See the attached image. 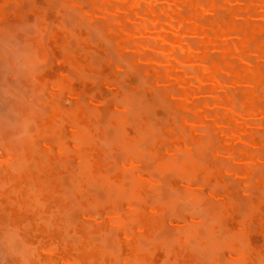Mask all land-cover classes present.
Segmentation results:
<instances>
[{
  "label": "bare ground",
  "instance_id": "obj_1",
  "mask_svg": "<svg viewBox=\"0 0 264 264\" xmlns=\"http://www.w3.org/2000/svg\"><path fill=\"white\" fill-rule=\"evenodd\" d=\"M44 1H46V0H44ZM59 1L63 2V4H61V9L65 8V10L66 9L69 10V12L71 13L70 15L73 16V18L75 19V21L77 23H76V27L74 25L75 29H74V31L72 29V31H73L72 32V31L66 30L62 24V21L59 20L58 18H57V20L54 21L53 25L51 22H49V24L52 25V27L49 31L50 32L49 33L50 40L52 42V45L58 47L61 50V53H59L56 56V60L58 62L61 60L62 61L65 60L67 62L72 63L77 68H79V69L81 68V70L82 69L83 70L84 69H90L93 67L91 55H92V53H94V54L96 53V56L103 58L102 62L100 63L99 69L101 71L107 73L110 77H112L109 80H106V84L108 85V87L110 89L120 93L122 84L120 83L119 78L122 77L131 87L130 91L133 92V94H131V95H125V97H123L124 98L123 101L121 100V102H119V103H116V101H115L116 104L113 105V106H118L119 110L115 111L117 115H113V114H115L114 110H113L111 122L119 129V134H120V137L123 141L122 145H123V147L125 146L124 147L125 149H126V147L129 149V150L128 149L127 150H128V152H130V155L128 154L129 156L127 158V162L122 164L123 167H121V166L119 167L123 171H119V172L110 174L107 172V170L111 169V167L110 168L108 167L107 169L104 170L103 168H100L97 164L96 156L93 153L95 151L92 150L93 148H95V146L93 148L91 147V145H90L91 141L89 138V134L93 133V131H94L93 124H94L95 120L93 119L94 117L89 119L88 116L85 114V110H84L85 107L83 108L81 106V103H77V101L79 102L78 99L80 98L79 90L71 87L70 81L67 79V77H66V81H65V80H63L64 77L60 76L59 80H55L54 83L50 84L51 90L54 93L58 94L59 91L60 92L65 91L68 96H72V97L76 98L77 105L73 103V106H74V107L72 106L73 109H70L69 110L70 112H68V111L67 112L71 113V114H68V117H69V115H72V117L75 118V121H73V119H72V121L75 122V124L70 121L71 125H73V131H72L73 135H71L70 138L75 139V141L73 139L74 142L72 144V148H73L72 151H73V153L75 151V156H76V159L78 161V164L80 163L79 164L80 165V171L85 173V176L87 177V179L93 177V179L91 178L92 182H89V183H93V181L95 182V180H96L97 182L102 183L103 186L105 185L106 190L110 189L111 193L112 192H118V191H126L127 189L124 188L125 187L124 179H126V178L129 180V183H130L128 194L130 196L133 195L134 197H132V198L142 197L143 194L150 189L153 190L154 192H160V189L162 186L161 181L159 182L158 179L151 176L152 174H155L154 172L153 173L150 172V173H152L150 175L147 170H144L142 173H139V171H136V169H134L135 165H139L138 163L142 162L141 160L139 161V159H138V157H139L138 153H140L139 149L141 148L140 146H143L144 144H145V146L146 145L149 146V144H146V143L142 144L144 141L147 142L146 139H149V141L151 142L150 146H149V151H150L149 157H151L154 160V163L156 165V169L158 168L160 173H165V172H169V171H171V173L173 172L174 176H175L176 180L179 182V184H191L188 181L191 177L193 178V176L198 175L197 177L199 179H201L199 177V175H201L202 179H203V180L201 179L202 183L201 184L199 183L197 185L200 186L202 189L205 187L204 185H206L209 181H213V182L215 181L216 186H217V184L221 185L222 188L221 189L219 188L218 191L216 190L217 192H215V190H213V189H209V188L206 189V195H210L213 197L217 196L218 199L220 200L219 201L217 199L220 203L218 201L216 203V206H219V207H216V209L218 211V215H217V217L214 215L215 219H217V221H218V216H220V215H225V216L231 217L232 227H233L232 229L234 231H232V230H230V231L225 230V231H228L230 233L232 231L233 233H231V234L234 235L236 237V239L241 238L240 240L247 241L246 245L243 243L244 241L243 242L241 241L242 242L241 244H244L245 246L248 245L247 248H243V245L240 246V243H239L240 241L235 240V241H238L239 246H236V248L231 247L232 244H230L228 242V239L223 238V239H225V241L227 240V242H228L227 245H230V247H231L230 249L232 250L231 252H234L233 253L234 256H237L236 257L237 260L234 259L237 262L235 263L234 261H230V263L232 262L231 264H256L258 262V260H257V262H255L254 257L256 256V253L258 251V246L256 243L253 242V240L250 239L249 231H250V223L251 222L255 223L254 226H255V228L257 227L256 228L257 232L264 239V200L260 199V197L257 196L258 194H256L257 190L259 191V190L264 189V128H263L264 125H262L263 121L259 120L257 117V114H258V111L260 110V108L261 107L264 108V0H59ZM7 2H9V1H7ZM47 2L49 3V1H47ZM36 5L37 4H35V6L30 5V7H32L30 9V11L32 12L34 20L36 21V24L38 26V27H36L37 30L41 31L42 29H44L48 25V22H47L48 20H46V17H45V13L48 11L43 12V10H44L43 7H42L43 10L40 11L41 9L38 10V8H36ZM28 6H27V8L29 9L30 7H28ZM39 6H41V5H39ZM14 7H12V8H14ZM17 7L20 8L19 6H17ZM2 8L4 9V6ZM6 8H9V7L7 6ZM46 9L47 8L45 7V10ZM54 9H52V10H54ZM15 10H17V9H15ZM30 11H25V13H23V15L29 13ZM238 13H240V14L243 13L244 15H239L238 17H236V15ZM111 15L113 16V18H111L112 17ZM9 16H10V14H9ZM10 18H13V16ZM25 18H27V16H25ZM25 18H24V20H26ZM62 18H64V17H62ZM2 19L5 20V18H2ZM22 20H23V18H22ZM2 22L3 21H1V23ZM23 22L25 24V21H23ZM5 23H9V22L6 21V22H4V24ZM9 24H5V25L0 24V34L2 32L6 33L7 28L9 29V27L14 26V24L13 25L10 24V26L7 27ZM24 24H21V25H24ZM36 24H34V25H36ZM14 27L16 29H19V28H17L16 25ZM47 28H49V27H47ZM45 30H47V29H45ZM91 30H93L95 35L97 34L96 35L97 39L95 41L91 38V34H92L90 32ZM20 31H22V30H20ZM143 32H146V33H143ZM41 33H43V32H41ZM45 33H43V34H45ZM34 35H36V34H34ZM0 37H1V35H0ZM72 37L75 38L76 43H77V45H76V43L73 41L75 44V45L74 44L73 45L78 46L77 50L75 49L76 51H74V52H72V50H71V49L74 50V47L71 48V46L69 44L70 41H72ZM49 42H47V43H49ZM47 43H46V45H47ZM27 45L31 48V50L29 49V51L34 52L40 56L43 55L46 51L43 49V46H42L39 38H33L32 37V39L30 41H28ZM109 47L114 49V51L118 55V60L112 61L115 58L112 60H110L111 58L109 59V55H110L109 54L110 53ZM49 48H48V50L50 51ZM46 52L48 53V51H46ZM154 52L159 53V55L153 54ZM214 52L217 54H214ZM228 52L232 53L233 57H227L225 54ZM50 53H52V52H50ZM132 53L135 54V56L133 54V56H134L133 58L131 56ZM18 54L19 53H17V55ZM113 54H115V53H113ZM26 56H28V55H26ZM50 56H52V55L49 54V56L47 58H49ZM129 57H131V58H129ZM50 61H52V60H50ZM30 62H33V61L30 60ZM141 65H143V66L140 67ZM14 66L16 67L17 65H14ZM70 66L73 67L72 65H69V68H70ZM75 66H74V68H75ZM18 68L19 67H17L16 69H18ZM24 69L27 70V68H24ZM0 72H1V70H0ZM13 72H18V71L13 70ZM23 72L24 71L22 69V73ZM136 72H137L138 76H137ZM25 73L26 72H24V74ZM62 73L63 72H61L60 74L63 76L65 74V72L63 74ZM75 73H76V71H75ZM11 74H12V71H11ZM20 74H21V71H20ZM30 74H28V75H30ZM132 74L137 76V78L139 77V79L137 81H132L130 79ZM13 75L15 76V73H13ZM1 77H2V75H1ZM21 77H22V75L19 78H21ZM183 77L186 78L185 81H183ZM15 78H16V76H15ZM26 78H28V77H26ZM32 78H34V77H32ZM61 78H63V79H61ZM86 79H88V78H86ZM0 80H2V79H0ZM31 80L32 81L35 80L34 83L37 81L35 78L31 79ZM47 80L45 82H47ZM32 83L33 82H31V84ZM155 83H157V84H155ZM42 86H43V84H42ZM43 87H42V89H40L41 91L43 90ZM218 87L223 88V89L217 90L216 88H218ZM226 87H229V88H226ZM33 88H34V86H33ZM33 88L31 89L32 92H33ZM172 89H174V91ZM176 89H178L179 91L181 90V91L175 92ZM26 90H27V88H26ZM161 90L163 92L165 90L166 91L163 93V92H161ZM207 91L209 92L208 94L211 95L213 98V99H211L212 102H207V101L201 102L202 98L205 96L200 98L199 101L201 103L199 101H198L199 102L198 103V102L190 99V96L192 94H194L195 92L204 95V93H206ZM47 92H48V90H47ZM2 93H3V91H2ZM54 93L52 95H50V97H51L50 99H53L52 96L54 95ZM95 93H97V92H95ZM154 93L160 94V97H162L165 100L168 99L169 103L174 101L175 105H174V102H173V106H172V104H170V106H172L171 107V109H172L171 115H174V113H177V116H175L177 119V122L175 121L174 117L172 119L170 116H168L171 119H169V120L167 119L168 121L162 125V130L160 127L161 125L159 124L160 122H158L159 127L156 126L157 129L159 128V130H161L160 132L163 131V133L159 136L154 134L155 124L153 126L147 117H141L140 115H138V113H137L138 111L135 108V105L137 103L142 102L143 100H146V99L150 100L151 96ZM176 93L177 94L179 93V94L177 95ZM83 94H85V93L83 92ZM83 94H81L82 95L81 97H83ZM14 96H12V97H14ZM35 96H32V97H35ZM93 96L91 95V97L89 96L90 98L88 97L89 98L88 102L90 105L93 106L92 108H94V112H96L95 110H97V106L99 109H100V107L104 106V99L99 98V97L93 98ZM97 96H99V95H97ZM24 97H21V98H24ZM30 97H31V95H30ZM175 97H176V99H174ZM169 98H172L173 100L169 99ZM4 100H7V99H4ZM27 101H28V105H32V103L31 104L29 103V100H27ZM203 101H205V100H203ZM37 103H41V102H37ZM43 103H45V102H43ZM4 105H6V104H4ZM9 107H10V104H9ZM36 108H38V106H36ZM11 109H13L12 105H11ZM59 109H61V108H58V106L54 107V110L52 109L53 110L52 111L53 117L60 116L61 112L59 111ZM41 110H42V107H41ZM46 110H48V108ZM226 110H231V112L236 117L243 118V119L247 120V122L249 124L248 128H246L245 125L233 124L231 121V118L225 117V111ZM87 111H88V108H87ZM117 111H122V114L119 112L117 113ZM38 112L39 113L41 112L40 114L43 113L40 110ZM63 113H64V111H63ZM93 114H95V113H93ZM6 115H7V113H6ZM13 115H15V114H13ZM16 115H18V113ZM43 115L44 114H42V117H43ZM46 115H49V114L46 113ZM46 115H44V116H46ZM143 115H145V114H143ZM250 119H252L251 120L252 122L254 119H255V121L257 120L256 122H254V124L255 123L256 124L255 125L252 124V122L249 121ZM61 120H62V118H61ZM10 121L11 120H9L8 123ZM62 121H64V120H62ZM154 121H155V119H154ZM54 123L56 124V122H54ZM60 123H61V121H60ZM11 124H10V126L14 125V123L12 125ZM198 124H202V125H198ZM17 125H19V123H17ZM17 125H14V127ZM194 125H198L200 127L204 126L205 130L204 131L202 130V133L200 131L197 135H193L192 134L193 133L192 127ZM63 126H64V124H63ZM23 127L24 126H22V129H23ZM43 127H46V126H43ZM52 127L53 126H51V128L50 127L49 128L53 129ZM58 127H59V125H58ZM156 127H155V130H156ZM215 127H225L228 129V133L226 134L228 141H223L220 137L219 138L217 137V135L213 132ZM31 128H33V125H32V127H30V129ZM49 128H47V129H49ZM58 129H59V133H62V131L60 132L61 129L60 128H58ZM50 131H52V130H50ZM56 131L57 130H55V133H56ZM23 132H26V130ZM160 132H159V134H160ZM25 135H27V134H25ZM55 135H58V134H55ZM30 136H28V137H30ZM90 137L92 138V136H90ZM120 137H119V139H120ZM25 138H27V137H25ZM60 138H62V137H60ZM93 138L95 139L96 137H93ZM12 139H14V138L12 137ZM15 139H18V138H15ZM19 139H20V137H19ZM29 140L31 141L30 138H29ZM61 140L62 139H60V141ZM62 142L64 144V141H62ZM98 142H100V140H98ZM91 143H94V142H91ZM111 143L113 144V142H111ZM111 143H110V145H112ZM118 143H116V145ZM2 144H4V141ZM57 144L58 143L56 142V146H57ZM163 144H170L174 147L173 156H172V154H163V153L159 152V148ZM237 144H246L249 146L256 147L258 150L256 153L239 154V152L236 150ZM33 146H34V144H33ZM64 148H65L64 145L61 146L60 151L62 150V152H65ZM36 149H35V151H36ZM121 149H123V148H121ZM50 151H51V149H50ZM50 151L48 152L49 154L51 153ZM104 151H106V150H103V152ZM147 151H148V148H147ZM147 151H145V152H147ZM5 152H10V151L7 149V151H5ZM38 153L39 152H37V154ZM110 153H112V152L110 151ZM118 153H119V151H118ZM41 154H43V153H41ZM41 154H38V155H40V157H41L42 156ZM44 154H45V151H44ZM142 155H143V152H142ZM44 157H46L44 159V161H45L47 159V156L45 155ZM112 157L113 156H111V158ZM227 157L229 159L231 158L233 161L235 160L236 162L237 161L238 162L242 161V163L246 162L247 165L244 167L237 166L236 165L237 163L235 162L234 163L235 166L233 165L230 168V166H227L228 164L226 163V161L228 159L225 160V158H227ZM17 158H18V155H17ZM22 158H23V160H20L19 162H21V161L24 162V160L26 159V158L24 159V157H22ZM145 158H146V156H145ZM20 159H21V156H20ZM122 159H124V157ZM6 160L9 161V163H11L14 161V157H11L10 154H7ZM58 160L59 159H57L55 161L56 164H57ZM67 160H65V161L68 162ZM151 160H150V162H151ZM65 161H63V163ZM23 162H21V164ZM26 162H29V161H26ZM34 162H36L35 159H34ZM117 163H118V161H117ZM224 163H226V164H224ZM13 164H15V163L13 162ZM47 164H48V162H47ZM152 164L153 163H151V165ZM9 165H11V164H9ZM30 165L32 166L33 164H30ZM40 165H45V164H40ZM69 165H73V164H69ZM23 166H25V165H23ZM27 166H28V164H27ZM27 166H25V167H27ZM19 167H21V166H19ZM36 167H38V166L36 165ZM115 167H117V166H115ZM232 167L234 169H232ZM64 168H65V166H64ZM119 168L116 169V171L119 170ZM228 168H230V169H228ZM1 170H3V168L2 169L0 168V171ZM10 170H12V169H10ZM128 170H129L130 174H129ZM3 171H4V173L6 172L5 170H3ZM22 171L23 170H20L21 173H22ZM30 171H28V172H30ZM39 171H37V173ZM56 171H58V170H56ZM80 171H78L79 176H80ZM17 172H19V170ZM51 172H52V170H51ZM113 172H114V170H113ZM1 173H3V172H1ZM11 174H12V171H11ZM52 174L54 175V173H52ZM13 175H14V172H13ZM75 175H77V171H76ZM228 175L229 176L231 175L232 177H234V179H236V178H238L239 180L241 179L239 185H237L238 187L237 188L235 187L234 190L237 192V194L239 193L241 195V197H243V198L246 197L245 200L247 201V210H248L246 213L243 212L245 210H243V211L241 210V207L238 203L241 198L239 199V201H235V199L233 198L234 194H232V192H231V188H233V187H231L229 185L228 187H231L229 189L225 185L226 183L224 184L225 178H227ZM19 178H20V176H19ZM28 178H27V180H28ZM63 178H65V176H63ZM75 178H76V176H75ZM14 179H16V178H14ZM64 180H66V179H64ZM157 180H158V182H156ZM231 180H232V178H231ZM31 182H33V181L31 180L30 183L29 182L28 183L31 184ZM71 182H73V181H71ZM226 182H227V180H226ZM62 183H64V182L62 181ZM85 183L86 184L88 183V182H86V179H85ZM157 183H160V184L158 185ZM210 183H212V182H210ZM64 184H66V183H64ZM31 185L32 186H29V188L33 187V184H31ZM99 185L96 184V186H98V187H99ZM113 185L116 186V189H114V188L112 189ZM22 186H23V184H22ZM44 186H46V185H44ZM243 186L246 187L245 192L243 191ZM4 187H3V183H2L1 189ZM40 187L36 188L39 190V193H41ZM41 188H43V187H41ZM80 188H81V190L83 189L82 186L79 187V190H80ZM87 188H88V185H87ZM10 189L12 190L13 188H10ZM10 189H9V191H10ZM36 189L33 187L31 189V193ZM92 189L93 188H91V190ZM217 189H218V187H217ZM18 190H20V189H18ZM48 190H49V188H48ZM48 190L46 188V191H48ZM71 190H73V189L71 188ZM74 190H76V188ZM13 192H14V189H13ZM77 192H78V189H77ZM182 192H184V191H182ZM249 192H251V194H249ZM35 193L36 192H33L32 194H35ZM80 193H82V192H80ZM100 193H102V192L100 191ZM10 194H14V193L11 192ZM10 194H9V196H10ZM52 194L54 195L53 192H52ZM61 194L58 193L57 195H61ZM67 194H68V191H67ZM190 194H192L191 195L192 197L191 196H186V197L187 198L188 197L193 198L194 201H196V203H197V201H199L198 199L200 198V196L199 195L196 196V194L193 196V194H194L193 192ZM27 195H29V194H27ZM27 195H26V197H27ZM57 195H55V196H57ZM62 195L61 196L64 197V194H62ZM122 195L123 194H121V198H122ZM65 196H66V193H65ZM35 197L37 200L39 199L38 196L35 195ZM35 197H34V199H35ZM68 197L69 196H66L64 198H66V200H67ZM0 198H1V196H0ZM105 199H107V198H105ZM131 200H130V202L127 200L128 204L132 203ZM135 200L138 201V199H135ZM112 201H114V200L111 199V203H112ZM124 201H126V200L124 199ZM144 201H146V200H144ZM200 201H202V200H200ZM10 202H13V200ZM40 202H42V201H40ZM70 202H72V201H70ZM97 202L98 201L96 200V205H97ZM36 203H38V201L37 202L35 201V205H36ZM78 203H79V201H78ZM102 203H100V208H101V206L103 207V205H101ZM105 203H107V201L104 202V204ZM108 203H109V201H108ZM10 204L12 205V203H10ZM43 204H38V205H40L39 207L41 209H42L41 206H43V208L45 206ZM79 204H78V206H80ZM143 204H145V203H143ZM217 204H219V205H217ZM129 205H132V204H129ZM201 205L200 206H201V210H202V207L204 209L203 203H201ZM2 206L0 203V207H2ZM28 206H30V204ZM72 206H74V205H72ZM78 206H75V207L78 209H81ZM87 206H89V204ZM18 207L21 208L20 205ZM244 207H246V206H244ZM33 208H35V206ZM138 208L139 207L137 204V208L132 207V206L129 207V212H126L127 210H125V212L122 210L124 213H121L117 208H109V209H104V210L100 211V213L103 215L107 214V213H111L114 216L113 219L115 221V225L119 226V228L116 227V230L113 232V235L119 236L117 238V240H120L119 246H120V250H122V252H123L122 258H125V259H126V257L127 258L130 257L131 259L133 258L132 263L131 262L127 263L124 261L123 264H150L148 262V260H146V258H145L146 253L144 252V249L141 247L140 243L137 240H141V239H139V238H141V236L149 237V239L150 238L153 239L154 235H153V233H151L152 230H151V227L148 225V223L142 221L141 218H138L140 213H141V211ZM144 208L148 212L153 213V215L155 214V216H157L156 214H159V212L161 211V204L154 203L153 205L150 204V206L149 205L144 206ZM195 208L199 209L200 207L199 208L195 207ZM56 209H57L56 210V212H57L58 208H56ZM78 209H77V211H78ZM82 209H85V208L83 207ZM214 209L215 208H213V211H214ZM70 211H72V210H70ZM70 211L67 215L62 213L64 215V217L67 216L66 217L67 220H68L69 214H70V217H72L71 214L73 212H75L76 210L75 211L73 210L72 213H70ZM86 211H88V209ZM209 211H210V209H209ZM240 211H242V213H244V214L239 215L238 213ZM51 213H52V210H51ZM59 213L60 212H58V215H59ZM7 214L9 215V213L6 212L5 216H4L5 218H6V216H8ZM43 214L44 213L42 212V215ZM202 214H203V211H202ZM47 215H48V218H50L49 214H46V216ZM159 215H161V214H159ZM164 215H165L164 217L166 218V213ZM212 216L210 215V216H208V218L209 217L212 218ZM133 217H135V219H134V220H136L135 222H134V220L131 221L133 219ZM229 217H227V219ZM38 218L40 221L45 219L44 217H43V219H40L41 216ZM48 218H46V220ZM8 219H9V217H8ZM205 219H207V218H205ZM7 220H6V222L9 221V220L8 221ZM46 220H44V221L46 222ZM70 220H71V218H70ZM70 220H68V221H70ZM75 220H77V219L75 218ZM78 220H80V218ZM191 220L195 221V219H191ZM129 221L131 223L134 222L132 228L134 229L135 233H133L131 228L128 227ZM162 221H165V220L163 219ZM28 222H29V220H28ZM65 222H66V220H65ZM77 222L76 221H75V223L72 222V225L73 224L75 225ZM98 222L100 223L99 225L104 230V232H106L107 234L111 233V235H112L111 225L103 222V220L101 222L100 221H98ZM195 222L199 223L201 221L196 220ZM205 222H210V221H205ZM27 223H25V224H27ZM36 223L39 224L37 221H36ZM49 223H50V221H49ZM67 223H70V222H67ZM161 223H164V222H161ZM28 224L30 225V223H28ZM207 224L209 225V223H207ZM212 224H213V222H212ZM46 225L48 226L49 224L47 223ZM50 225H52V224L50 223ZM224 225H225V223H224ZM8 226H7V228H8ZM27 226H26V228H27ZM65 226L67 227V225H65ZM65 226L63 229L64 232L67 230V228ZM0 227H3V226H0ZM10 227L11 226H9V228ZM22 227H24V226H22ZM52 227H53V225H52ZM227 227L230 228L229 226H227ZM69 228H70V225H69ZM112 228H113V225H112ZM193 228H195V227H193ZM193 228L189 229L190 231L186 230L184 232L177 233V236L182 241L187 243V245L185 244V246H188L189 248H191V246H189V245L192 242L189 239L190 236L196 235V237H197V230L193 229ZM209 228L211 230V229H214L215 226L212 225L211 227L209 226ZM209 228H207L208 231H210ZM15 229L16 228H13V231H15ZM88 229H89V227H88ZM114 229H115V227L113 228V230ZM17 230H19V228ZM5 232H7V230ZM101 232H103V231H101ZM219 233H220V231H219ZM4 234H6V233H3V236H4ZM67 234H68V232H67ZM67 234L65 233L66 236H67ZM74 234L75 233H73V235ZM155 234H157V233H155ZM69 235L71 237L72 234H69ZM69 235H68V238H70ZM17 236H18V234H17ZM77 236H78V234H77ZM137 236H140V237H138V239H137ZM7 237H9V236H7ZM72 237H71V239H72ZM93 237H95V236H92V238ZM108 237H106V238H108ZM199 237H197V238L199 239ZM235 237H231L232 238L231 241H233V238L235 239ZM65 238L68 239L67 237H65ZM99 238L100 237H98L97 240H99ZM106 238H105V240H106ZM179 238L177 239V242H176V243H178V245H179V242H178ZM2 239L5 240L4 237H2ZM8 239H10V238H8ZM8 239L6 241L7 245H8ZM17 239L21 240V238H17ZM93 239H91V240H93ZM162 239L164 240L165 238L162 237ZM168 239L169 238H167L166 242H164L165 244L167 243ZM214 239H215V236H214ZM203 240H204V238H203ZM21 241H23V240H21ZM95 241L93 243H95ZM160 241L161 240H159L158 242H160ZM170 241L171 242L176 241V238L171 240V237H170ZM187 241L189 242V244ZM200 241H201V239L199 240V242ZM153 242L154 241L152 240V243ZM155 242H156V239H155ZM217 242H218V239H217ZM217 242H215V243H217ZM14 243H16V242H14ZM194 243H192V244H194ZM212 243L213 242H211L208 246L206 244H203V245L204 246L206 245V247H209L212 245ZM215 243H214V245L217 247V244H215ZM263 243H262V245H263ZM24 244H25V246H27L26 243H24ZM198 244L197 245L195 244L192 247L197 248L198 246H200ZM21 245H23V244L21 243ZM38 245H40L39 242H38ZM88 245L90 246V244H88ZM144 245H146V244L144 243ZM150 245H152V244H150ZM162 245H163V243H162ZM171 245H173V243ZM146 246H148V245H146ZM164 246L165 245H163V247ZM215 246H214V248H216ZM222 246H225V245H222ZM8 247L10 248L9 245H8ZM178 247L181 248V246H178ZM105 248H106V246H105ZM219 248H221V247H219ZM32 249H34V246ZM56 249H57V247H56ZM165 249L168 250V247L166 246ZM226 249H227V247H226ZM228 249H229V247H228ZM51 250H52V247H51ZM87 250H89V249H87ZM103 250H104V253L107 252L105 249H103ZM15 251H17V250H15ZM194 251H197V250L195 249ZM227 251L229 252V250H227ZM13 252H14V250H13ZM13 252L11 251V253H13ZM78 252H80V251H78ZM152 252H155V249ZM185 252H187V251H185ZM100 253H102V252H100ZM104 253L102 254L103 256H104ZM197 253H195L196 259H199L197 257L198 256ZM215 253H216V251H215ZM22 254H23V251H22ZM22 254L21 255L19 254V255L23 256ZM149 254H150V252L148 253V255ZM151 254H154V253H151ZM170 254L171 253L169 252V255ZM11 255H14V253ZM17 255H15V256H17ZM212 255H214V254H212ZM263 255H262V257L264 259ZM5 256H6V253H5L4 257ZM103 256H101V258ZM110 256H111V254H110ZM118 256H119V254H118ZM106 257H107V264H112V261L109 260L108 256H106ZM259 257H260V253H259ZM259 257H257V258H259ZM125 259H123V260H125ZM60 260L66 261L70 264H77V261L79 262V264H83V261L81 259H79V258L74 259V258H71L69 256H65V255H62L60 257ZM164 260H162V261H164ZM39 261H38V263H40ZM174 261L177 262L176 260H174ZM23 262L24 261L22 259L21 264H24ZM89 262H90V260H89ZM1 263H2V260H1ZM25 263H27V262H25ZM45 263L49 264L48 262H45ZM170 263H171V261H170ZM216 263L220 264L219 260ZM115 264H116V262H115ZM213 264H215V263H213Z\"/></svg>",
  "mask_w": 264,
  "mask_h": 264
},
{
  "label": "rangeland",
  "instance_id": "obj_2",
  "mask_svg": "<svg viewBox=\"0 0 264 264\" xmlns=\"http://www.w3.org/2000/svg\"><path fill=\"white\" fill-rule=\"evenodd\" d=\"M7 1H9V2H7ZM47 1H49V3L51 5ZM35 4H37L36 8H38V10L41 9L40 11H42L44 9L43 12L48 11V12L45 13V17H46V20H48L47 21L48 22L47 27H49V28L45 27L41 31L37 30L36 27H38V26L36 24V21L34 20L32 12L30 11V9L32 8V7H30V5L31 6H35ZM61 4H63V2H60L59 0H46V1H44V0H28V1L27 0H23V1L22 0H16V1L15 0H11V1L10 0H0V16H1L0 20L3 21L2 23L0 21V24L5 25V24H9L10 23L12 25L14 24V26L16 25L17 28H19V29H16L12 25H11L12 27H9L10 26V24H9L8 26L6 25L7 27H9V29L7 28L6 33L2 32L0 34L1 35V37H0V70H1L0 79H2V80H0V85H1L0 86V90H1L0 91V94H1L0 95V111H1L0 112L1 113L0 114V141L2 140L0 142V168L1 169L3 168V170L6 171L5 173H4L3 170L0 171V196H1L0 203H1V206L3 205L2 207H0V226H3V227H0V264H2V263L3 264H21L22 259L24 261L23 262L24 264H44L45 262H48L49 264H70V263H68L66 261L60 260V257L62 255L69 256V257L74 258V259H78L79 258V259H81L83 261V264H99V263L100 264H107V257L106 256H108L109 260L112 261V264H115V262H116V264H123L124 261L127 262V263H129V262L132 263L133 258L132 259L130 257L129 258L126 257V259L122 258L123 257V252H122V250H120V246H119L120 240H117V238L119 236L113 235V232L116 230V227L119 228L118 225H115V221L113 219L114 216L111 213H107V214L103 215V214L100 213V211L104 210V209H109V208H117L121 213H124L125 210H127L126 212H129V207H131V206L137 208V204H138V207H139L138 209L141 211V213H140L138 218H141L142 221L148 223V225L151 227V230H152L151 233H153V235H154L153 239H151V238L149 239V237H144V236L140 235L141 238H139V239H141V240H137L140 243L141 247L144 249V252L146 253L145 254L146 255L145 258H146V260H148V262L150 264H168V263L169 264H213V263L217 264L216 262H218V260H219L220 264H225V263L226 264L227 263L231 264L232 262L230 263V261H234L236 263L237 261H235V260H237V258H236L237 256H234V254H233L234 252H231L232 250L230 248L231 247H235L236 248V246H239L238 245L239 243H240V246L243 245V248H247L248 245L245 246L247 244L246 243L247 241L240 240L241 238L240 239L239 238L236 239V237L231 234V233H233L232 231H234L232 229L233 227H232L231 217L225 216V215H220V216H218V221H217V219H215V216L217 217V215H218V211H217L216 207H219V206H216V203H217V201L219 199H218L217 196L213 197V196H210V195H206V189H208V188L209 189H213V190H215V192H217L219 190V188L220 189L222 188L221 185L217 184V186H216L215 185L216 184L215 181L214 182L213 181H209L206 185H204L205 187L202 189L200 186L197 185L199 183L200 184L202 183L203 179H202L201 175H199V177L202 180L197 177L198 175H196V176H193V178L191 177L188 180L191 184H179V182L176 180L173 172L171 173V171H169V172H165V173H160L158 168L156 169V165L154 163V160L151 157H149V155H150L149 146H150V143H151L149 141V139H146L147 142L144 141L142 143V144H144V143L149 144V146L146 145L147 146L146 147L145 144L143 146H140L141 148L139 149L140 153H138L139 154L138 155L139 156L138 159H139V161L141 160L142 162L138 163L139 165H135L134 169H136V171H139V173H142L144 170H147L150 175L154 172L155 174H152L151 176H153L154 178L158 179L159 182L161 181V185L162 186H161V189L159 188L160 192H154L153 190L150 189L147 192H145L142 197L132 198L134 196L133 195L130 196L128 194L129 193L130 183H129V180L126 178V179H124V184H125L124 188H126L127 190L126 191H118V192H112L111 193L110 189L106 190V186L105 185L103 186L102 183L97 182L95 179H94L95 182L93 181V183H89V182H92L93 177L90 176L92 179L91 178L87 179V177L85 176V173L80 171V165H79L80 163L78 164V161H77L76 156H75V151H74V153L72 151V149H73L72 148V144L75 141V139L74 138H70L71 135H73L72 134L73 133L72 132L73 131V125H71V122L75 124V122H73V121H75V118L72 117V115H69V117L71 116L69 118L68 114H71V113H68V112H70L69 111L70 109H73V107H74L73 103L76 104V105H77V103H81V106L83 108L85 107L84 108L85 114L88 116V118L91 119V118L94 117L93 118L95 120L94 124H93L94 131H93V133L89 134L90 141L94 142V143L90 142V145H91L92 148L95 146V148H93L92 150L95 151L93 153L96 156V161H97L98 166L100 168H103L104 170L107 169L108 167L109 168L111 167V169H108L109 171L107 170V172L112 174V173H116V172H119V171H123L119 167L120 166L123 167L122 164L127 162V158L130 155V152H128L129 149L127 147L125 149L124 148L125 146L123 147V145H122L123 141H122V139L120 137L119 129L111 122L112 121L111 117H112V114H113V110H114V113H115L113 115H117L115 111L119 110L118 106H113V105L116 104V103L121 102V100L123 101V99H124L123 97H125V95H131V94H133V92L130 91L131 87L129 86V84L122 77L119 78V81L122 84L120 93L116 92V91H114V90H112V89H110L108 87V85L106 84V80H109L112 77H110L107 73H105V72H103V71H101L99 69L100 63L102 62L103 58L96 56V53L95 54L92 53V55H91L92 56L91 58H92V62H93V67L90 68V69H84V70L82 69L81 70V68L79 69L75 65H73L72 63L67 62L65 60H63V61L61 60L59 62L56 60V56L59 53H61V50L58 47L52 45V42L50 40V35H49V33H50L49 31H50L54 21L57 20V18L59 20H61L63 26L68 31H72V29L74 31V29L76 27V23H77L75 21V19L73 18V16L70 15L71 13L69 12V10H67V9L65 10V8H63L64 10L61 9ZM39 5H41V6H39ZM3 6H4V9L2 8ZM5 6L6 7L8 6L9 8H6ZM17 6H19L20 8H18ZM27 6L30 7V8L28 9ZM12 7H14L17 10H15ZM42 7H43V9H42ZM45 7L48 10L47 9L45 10ZM52 9H54V10H52ZM25 11H30V12L29 13L26 12L27 14L23 15V13H25ZM11 13L12 14L14 13V14L12 15ZM9 14H10V16H9ZM239 15H244V14L243 13H241V14L238 13L236 15V17H238ZM12 16H13V18H10ZM25 16H27V18H25ZM61 16L64 17V18H62ZM2 18H5V20L7 22H9V23H5L4 24V22H6V21L4 19H2ZM22 18H23V20H22ZM24 18L26 20H24ZM111 18H113V16ZM23 21H25V24H24ZM49 22H51L52 25L49 24ZM21 24H24V25H21ZM34 24H36V25H34ZM74 25H75V27H74ZM45 29H47V30H45ZM20 30H22L23 32L20 31ZM41 32H43V33L46 32V33L43 34ZM90 32L92 33L91 34V38L95 41L97 39V36H96L97 34L95 35L93 30H91ZM143 33H146V32H143ZM34 34H36V35H34ZM32 37L33 38H39V40H40V42H41V44L43 46V49L48 51V53L50 55H52L53 57L50 56L49 58H47L49 56V54L46 51L41 56L36 54V53H34V52L29 51V49L31 50V48L27 45V43H28V41H30L32 39ZM41 40L43 42L45 41L44 42L45 44ZM73 41L76 43V40H75L74 37H72V41H70V43H69L71 48L74 47V50L71 49L72 52L76 51L77 48H78V46H74L75 44H74ZM47 42H49V43H47ZM46 43H47V45H46ZM76 45H77V43H76ZM48 48L50 49V51L48 50ZM50 52H52V53H50ZM109 52H110L109 53L110 54L109 55V59L111 58L110 60H112L114 58L115 59L112 60V61L118 60V55L116 54V52L114 51L113 48L109 47ZM112 52L115 53V54H113ZM17 53H19V54L17 55ZM133 54L134 53L131 54L132 58L135 56V54H134V56H133ZM153 54L159 55V53H157V52H154ZM214 54H217V53L214 52ZM26 55H28V56H26ZM225 55L227 57H233V54L230 53V52L226 53ZM129 58H131V57H129ZM30 60L33 61L34 63L30 62ZM50 60H52V61H50ZM13 64L17 65V66L15 67ZM69 65H72L73 67L70 66V68H71L70 69ZM74 66H75V68H74ZM142 66L143 65H141L140 67H142ZM17 67H19V68L16 69ZM24 68H27V70L24 69ZM22 69H23L24 72H26L25 74H24V72L22 73ZM13 70H15V71L17 70L18 72H13ZM11 71H12V74H11ZM20 71H21V74H20ZM60 71L63 72V73L65 72V74L62 76L60 74L61 73ZM75 71H76V73H75ZM13 73H15L16 78L13 75ZM28 74H30V75H28ZM136 74H137V72H136ZM1 75H2V77H1ZM19 75L20 76L22 75V77H21L22 79L19 78L20 77ZM60 76L64 77V79L63 78H61V79L65 80V81H66V77H67V79L70 81L71 87L79 90V96H80V98L78 99L79 102L77 101V103H76V98H74L72 96H68L65 91H63V92L61 91L62 93L59 91V93L56 94V93H54L51 90L50 84L54 83L55 80H59ZM137 76H138V74H137ZM137 76L132 74L130 79L132 81H137L139 79V77L137 78ZM26 77H28V78H26ZM32 77H34L37 80L35 83H34L35 80L34 81L31 80V79H34ZM86 78H88V79H86ZM46 80H47V82H45ZM185 80H186V78L183 77V81H185ZM31 82H33L34 84L33 83L31 84ZM42 84H43L44 87L42 86ZM155 84H157V83H155ZM32 85L34 86V88H33ZM31 87L33 88V92L34 93L32 92V90H31L32 88ZM42 87H43V90L41 91L40 89H42ZM26 88H27V90H26ZM226 88H229V87H226ZM216 89L217 90L218 89L221 90L223 88L218 87ZM47 90H48V92H47ZM172 90L174 91V89H172ZM2 91H3V93H2ZM15 91L16 92L18 91V92L16 93ZM180 91L178 89H176L175 92H180ZM83 92L85 94H83ZM95 92H97L98 94L95 93ZM161 92H163V91L161 90ZM9 93L12 96H14V95L15 96L12 97ZM53 93H54L55 96L53 95L52 96L53 99H50L51 98L50 95H52ZM208 93L209 92L207 91L203 95V94L195 92L194 94H192L190 96V99L198 102L200 100V98L205 96V97L202 98L201 102H206V101L207 102H212L211 99H213V98ZM81 94H83L84 98L81 97L82 96ZM30 95H31V97H30ZM91 95L92 96L94 95L93 98L99 97V98L104 99V106H102L103 108L100 107V109H99L98 106H97V110H95L99 115L96 112H94V108H92L93 106L90 105L89 102H88V100L91 97ZM97 95H99V96H97ZM32 96H35V97H32ZM21 97H24L25 99L21 98ZM4 99H7V100H4ZM169 99H172V98H169ZM174 99H176V97ZM27 100H29V103L30 104L32 103V105H28V101ZM203 100H205V101H203ZM115 101H116V103H115ZM37 102H41V103H37ZM43 102H45V103H43ZM173 102L169 103L168 99L165 100L162 97H160V94L154 93L151 96L150 100L146 99V100H143L142 102L137 103L135 105V108L138 111L137 112L138 115H140L141 117H147L148 120H150V122L152 123L153 126L155 124V126H154V134L159 136V135H161L163 133V131L160 132L162 130V125L164 123H166L169 119H171V118L173 119V117H174L175 121L177 122V119L175 117V116H177V113H174V115H171V112H172L171 107L173 106ZM4 104H6V105H4ZM9 104H10V107H9ZM170 104H172V106H170ZM11 105H12L13 109H11ZM174 105H175V102H174ZM36 106H38V108L39 107L40 108L38 109V108H36ZM57 106H58V108H61V109H59V111L61 113L59 112L60 116H57L58 118L52 116V111L54 110V107H57ZM41 107H42V110H41ZM47 108H48V110H46ZM87 108H88V111H87ZM39 110L43 112L42 114L46 115V113H47L49 115H46V116L43 115V117H42V114H40L41 112L40 113L38 112ZM63 111H64V113H63ZM118 112L122 114V111H117V113ZM6 113H7V115H6ZM17 113H18V115H16ZM93 113H95L96 115L93 114ZM13 114H15V115H13ZM143 114H145V115H143ZM168 116H170L171 118L168 117ZM225 117L231 118V121H232L233 124L245 125L246 128H248L249 124H248L247 120H245L243 118L236 117L231 112V110H226L225 111ZM257 117H258L259 120L263 121L262 125H264V108L263 107H261L260 110L258 111ZM61 118L66 123L64 121H62ZM72 119H73V121H72ZM154 119H155V121H154ZM7 120L8 121L11 120V121L8 123ZM59 120L61 121V123H60ZM251 120L252 119H250L249 121L252 122ZM53 121L56 122V124ZM256 121L254 119L252 124H254V122H256ZM158 122H160L159 124L161 125L160 126L161 130H159V128L157 129V127H159ZM11 123L12 124L14 123V125H17V123H19V125L14 127V125H12ZM10 124L12 126H10ZM63 124H64V126H63ZM21 125L24 126L23 129H22ZM32 125H33V128L30 129V127H32ZM58 125H59V127H58ZM198 125H202V124H198ZM198 125H194L192 127V132H193L192 134L193 135H197L200 131L202 133V130L203 131L205 130L204 126H202L203 127L202 128V127H200ZM43 126H46L47 128H49V127L51 128V126H53L52 127L53 129L49 128L50 130H52V131H50L49 129H47L46 127H43ZM155 127H156V130H155ZM58 128L61 129L60 132L62 131L63 134L59 133V129ZM25 130H26V132H23ZM55 130H57L56 133H55ZM159 132H160V134H159ZM213 132L217 135L218 138L220 137L223 141H228L227 136H226V134L228 133V129L227 128H225V127H215ZM25 134H27V135H25ZM55 134H58V135H55ZM28 136H30V137H28ZM90 136H92V138ZM12 137L14 139H12ZM19 137H20V139H19ZM25 137H27V138H25ZM60 137H62V138H60ZM93 137H96V138L94 139ZM119 137H120L121 140L119 139ZM15 138H18L19 140L15 139ZM29 138L31 139L32 142L29 140ZM60 139H62V140L60 141ZM73 139H74V141H73ZM97 139L100 140V142H98ZM3 141H4V144H2ZM62 141H64V144H63ZM56 142L58 143L57 146L59 148L56 146ZM111 142H113V144ZM115 142L116 143L119 142L118 143L119 145L118 144L116 145ZM110 143L112 145H110ZM33 144H34V146H33ZM63 145L65 147L64 148L65 152H62V150L60 151V148ZM5 147L10 152H5V151H7V149ZM34 148L35 149L37 148L36 151H35ZM121 148H123V149H121ZM147 148H148V151H147ZM50 149H51V151H50ZM48 150L51 152L50 154L48 153L49 152ZM103 150H106V151L103 152ZM236 150L239 152V154H246V153H256L258 149L256 147L249 146V145H246V144H237ZM44 151H45V154H44ZM110 151L112 153H110ZM118 151H119V153H118ZM145 151H147V152H145ZM173 151H174V147L172 145H170V144H163L159 148V152L160 153L172 154V156L174 154ZM37 152H39L38 154H41V153L44 154V155L41 154L42 158L40 157V155L37 154ZM142 152H143V155H142ZM7 154H10L11 157H14V161L13 162L16 165L13 164V162L9 163V161L6 160L7 159ZM17 155H18V158H17ZM45 155L47 156V159L44 161V159L46 158V157H44ZM144 155L146 156V158H145ZM20 156H21V159H20ZM111 156H113L114 158L113 157L111 158ZM22 157H24V159L26 158L25 160L29 161V162H26L24 160V162L21 161V162H23L21 164V162H19V161L23 160ZM123 157H124L125 160L122 159ZM148 158L150 160L152 159L151 162H150V160ZM34 159L36 160V162H34ZM57 159H59V160L57 161V164H56L55 161ZM230 159L228 157L225 158V160H227L226 161V163L228 164L227 166H230V168H231V166H233V165L235 166L234 163L236 161L235 160L233 161L232 159L231 160ZM65 160H67L68 162H66ZM46 161L48 162V164H47ZM63 161H65V162L63 163ZM117 161H118V163H117ZM151 163H153L154 165L153 164L151 165ZM226 163H224V164H226ZM236 163H237L236 164L237 166H242V167L247 165L246 162H245L246 163L245 164V163H242V161H240V162L237 161ZM9 164H11V165H9ZM27 164H28V166H27ZM30 164H33V165L31 166ZM40 164H45V165H40ZM69 164H73V165H69ZM23 165H25L27 167H25ZM36 165L38 167H36ZM19 166H21V167H19ZM64 166H65V168H64ZM115 166H117V167H115ZM118 168H119V170L116 171V169H118ZM230 168H228V169H230ZM10 169H12V170H10ZM17 169L19 170V172H17L18 171ZM232 169H234V168L232 167ZM20 170H23L22 173L20 172ZM51 170H52V172H51ZM56 170H58V171H56ZM113 170H114V172H113ZM11 171H12V174H11ZM28 171H30V172H28ZM37 171H39V172L37 173ZM76 171H77V175H75ZM78 171H80V176L78 174ZM1 172H3L4 174L1 173ZM13 172H14V175H13ZM128 172H129V170H128ZM150 172H152V173H150ZM52 173H54V175ZM71 174L72 175L74 174V175L72 176ZM129 174H130V172H129ZM62 175L65 176V178H63ZM19 176H20V178H19ZM75 176H76V178H75ZM14 178H16V179H14ZM27 178H28L29 181L27 180ZM231 178H232V180H231ZM64 179H66V180H64ZM85 179H86V182H88L89 184L85 183ZM233 179H234V177H232L231 175L230 176L228 175L227 178H225L224 184L226 183L225 185L227 187L229 185L231 187H233V188H231V187H228V188L229 189L231 188V192H232V194H234L233 198L235 199V201H239V199L240 198L242 199L243 197H241V195L239 193L237 194V192L234 189H235V187L236 188L238 187L237 185H239L241 179L240 180L238 178H236L234 180ZM31 180L33 181V182H31V184H33V187L35 189L39 188L40 186L43 187V188L40 187L41 193H39L38 189L33 191V192H36L35 194H32L33 192L31 193V189L33 188V187L32 188L30 187L31 189L29 188V186H32L31 184H29ZM158 180L156 182H158ZM226 180H227V182H226ZM62 181L64 183H66V184L62 183ZM71 181H73V182H71ZM210 182H212V183H210ZM2 183H3V187L6 185L4 188H2L3 190L1 189V184ZM95 183L97 185L100 184L99 187L96 186ZM22 184H23V186H22ZM157 184L159 185L160 183H157ZM44 185H46V186H44ZM87 185H88L89 189L87 188ZM81 186H82L83 189L81 190V188H80V190H79V187H81ZM70 187L73 190H71ZM217 187H218V189H217ZM10 188H13L14 192H13V189L11 190ZM46 188H47V190L49 188V190L46 191ZM75 188H76V190H74ZM91 188H93V189L91 190ZM113 188L116 189V186L113 185L112 189ZM9 189H10V191H9ZM18 189H20V190H18ZM77 189H78V192L80 191L82 193H80V192L78 193ZM66 190L68 191V194H67ZM100 191L102 193H100ZM182 191H184V192H182ZM243 191L244 192L246 191V187H244V186H243ZM9 192L10 193L12 192L14 194H10ZM52 192L54 193V195L52 194ZM192 192L194 193L193 196L195 194H196V196L197 195L200 196V198L198 199L199 201H197V203H196V201H194L193 198H191L192 194H190V193H192ZM58 193L64 194V197H66V196H69V197L66 200V198L62 197L63 196L62 194H61L62 196L61 195H57ZM65 193H66V196H65ZM9 194H10V196H9ZM27 194H29V195H27ZM121 194H123L122 198H121ZM249 194H251V192H249ZM256 194H258L257 196L260 197V199L264 200V189L259 190V191L257 190ZM26 195H27V197H26ZM35 195L39 197L38 200L36 199ZM55 195H57V196H55ZM186 196H191V197L187 198ZM34 197H35V199H34ZM105 198H107V199H105ZM110 198L112 200H114V201H112L113 204L111 203V199ZM245 198H243L242 200L240 199V201L238 203H239V205L241 207V210L242 211L245 210L243 212L246 213L248 210H247V201L245 200ZM95 199L98 201L97 205H96V200ZM124 199L126 201H124ZM135 199H138V201L135 200ZM12 200H13L14 203L10 202ZM39 200L42 201V202H40ZM127 200L129 202L131 200L132 203H129V204H132V205H129ZM144 200H146V201H144ZM200 200H202V201H200ZM35 201L36 202L38 201V203H36V205H35ZM70 201H72L73 203L70 202ZM78 201H79L80 204L78 203ZM106 201H107V203L109 201V203L108 204L107 203L104 204V202H106ZM10 203H12V205ZM77 203L80 206H78ZM100 203H102L101 205H103V207L101 206V208H100ZM143 203H145V204H143ZM154 203L161 204V211L159 212V214H161V215L156 214L157 216H155V214L153 215V213L148 212L144 208V206H147V205L150 206V204L153 205ZM201 203H203V206H204V209L202 207V210H201V206H202ZM18 204L20 205L21 208L18 207L19 206ZM29 204H30V206H28ZM38 204L45 205L44 208H43V206H41L43 210L39 207L40 205H38ZM71 204L74 205V206H72ZM88 204H89V206H87ZM217 205H219V204H217ZM34 206H35V208H33ZM75 206H78L81 209H78ZM244 206H246V207H244ZM83 207L86 210L88 209V211H86L85 209H82ZM195 207H198V208L200 207V208L196 209ZM56 208H58L57 212H56V210H57ZM213 208H215L214 211H213ZM77 209H78V211H77ZM209 209H210V211H209ZM51 210H52V213H51ZM70 210H72V211L76 210V211L72 213V211H70ZM69 211H70V213H72L71 215L73 217V218L70 217V214H69L68 220H70V218H71L70 221L67 220V218H66L67 216L64 217V215H63V214L67 215L69 213ZM202 211H203V214H202ZM242 211H240L238 214L239 215L244 214V213H242ZM4 212L5 213L6 212L9 213V215L7 214L8 216H6V218L4 217L5 216ZM42 212L44 213L43 215H42ZM58 212H60L61 214L59 213V215H58ZM164 212L166 213V218L164 217L165 216ZM45 213L49 214L50 218H48V215L46 216ZM207 215L208 216H210V215L212 216L213 215V216H212V218L209 217L210 218L209 219ZM37 216L38 217L41 216L40 219H43V217L45 219L40 221ZM8 217H9V219H8ZM227 217H229V218L227 219ZM46 218H48L49 220L48 219L46 220ZM75 218L77 220H75ZM79 218H80V220H78ZM205 218H207L208 220L205 219ZM134 219H135V217H133V219L132 220L130 219V220L133 221ZM163 219L165 221H162ZM191 219H195V221L196 220H200L201 222L197 223V222H195V221H193ZM6 220L8 222H6ZM28 220H29V222H28ZM44 220H46V222ZM65 220H66V222H65ZM74 220L76 222L77 221L78 222L75 225L74 224L72 225V222L75 223ZM102 220H103V222L111 225L112 235H111V233L107 234L101 228V226L99 225L100 223L98 221L101 222ZM36 221L39 224H37ZM49 221L53 225V227H52V225H50ZM135 221L136 220H134V222ZM205 221H210V222H205ZM27 222L30 223L31 226ZM67 222H70V223H67ZM134 222L131 223L129 221V223H128V227L131 228L133 233H135L134 229L132 228ZM161 222H164V223H161ZM212 222H213V224H212ZM25 223H27V224H25ZM47 223L49 224L48 226L46 225ZM207 223H209V225ZM224 223H225V225H224ZM7 224L9 226H11L12 228L11 227L9 228V226ZM254 224L255 223H253V222L250 223V231H249L250 239L253 240V242L256 243L257 246H258V251H257L258 254L256 253V256L254 257V259H255V262H257V260H258V262L256 264H258V263L259 264H261V263L263 264L264 263V259H263L262 255L264 254V248H263L264 247V243H263L264 239L259 235V233L257 232V229H256L257 227L255 228ZM65 225H67V227ZM69 225H70V228H69ZM112 225H113V228L115 227L114 230L112 228ZM212 225H214L215 228L210 230L209 226L211 227ZM7 226H8L9 229L7 228ZM22 226H24L25 228L22 227ZM26 226H27V228H26ZM64 226L67 228V230L66 229L65 230L68 232V234H67L66 231L64 232V230H63ZM227 226H229L230 228H228ZM88 227H89V229H88ZM193 227H195V228H193ZM13 228H16L15 231H13ZM18 228H19V230H17ZM191 228L196 229L197 230V237H199V236L200 237L198 239L196 237V235L190 236L189 239L192 242L189 245V246H191V248H189L188 246H185V244L187 245V243L182 241L177 236V233H181V232H184L186 230L190 231L189 229H191ZM207 228H209L210 231H208ZM6 230H7V232H5ZM225 230H228V231L232 230V231L230 233V232L225 231ZM101 231H103V232H101ZM219 231H220L221 234L219 233ZM2 232L6 233V234H4V236H3ZM65 233L67 234V236L65 235ZM73 233H75L76 235L74 234L75 235L74 236ZM155 233H157V234H155ZM17 234H18L19 237L17 236ZM69 234H72L71 235V237L73 236L72 239H71ZM77 234H78V236H77ZM6 235L9 236V237H7ZM68 235H69L70 238H68ZM92 236H95V237H93L94 239L92 238ZM140 236H137V239ZM214 236H215V239H214ZM2 237H4L5 240H3ZM65 237H67L68 239H66ZM98 237H100L99 240H97ZM106 237H108V238H106ZM162 237H164L165 239L163 240ZM170 237H171V240L176 238V241H172L171 242L170 241ZM202 237L204 238V240H203ZM231 237H235V239L233 238V241H231V239H232ZM8 238H10V239H8ZM17 238H21V240H23V241H21L20 239H17ZM105 238H106V240H105ZM167 238H169V239L167 240L168 244L166 243L167 244L166 245L164 242H166ZM178 238H179V241H178L179 245H178V243H176ZM223 238L228 239V242L230 244H232L231 247H230V245H227V243H228L227 240L225 241V239H223ZM7 239H8V245L10 246L11 249L7 245V242H6ZM91 239H93L94 241L96 240L95 243H93L94 241L91 240ZM155 239H156V242H155ZM200 239H201V241L199 242ZM217 239H218L219 243L217 242ZM152 240L154 241L153 243H152ZM159 240H161V241L158 242ZM235 240H239L240 242L238 243V241H235ZM241 241L242 242L244 241L243 243L245 245L241 244L242 243ZM14 242H16V243H14ZM23 242L26 243L27 246H25V244ZM38 242H39L40 245H38ZM189 242H188V244H189ZM211 242H213L212 245L209 246V247H206V245L208 246ZM215 242H217V243H215ZM21 243L23 245H21ZM144 243L146 245H148V246L144 245ZM162 243H163V245H165L164 246L165 248H166V246L168 247V250H166L163 247ZM172 243H173V245H171ZM192 243H194V244H192ZM214 243L217 244V247L214 245ZM262 243H263V245H262ZM88 244H90L91 247ZM150 244H152V245H150ZM195 244L196 245L198 244L200 246H198L197 248L192 247ZM203 244H206V245L204 246ZM222 245H225V246H222ZM33 246H34V249H32ZM55 246L57 247V249H56ZM105 246H106V248H105ZM107 246L108 247L110 246V247L108 248ZM178 246H181V248H179ZM214 246L217 249L214 248ZM51 247H52V250H51ZM219 247H221V248H219ZM226 247H227V249H226ZM228 247H229V249H228ZM87 249H89V250H87ZM103 249H105L107 252L104 253ZM154 249H155V252H152V251H154ZM195 249L197 251H194ZM13 250H14V252H13ZM15 250H17V251H15ZM145 250L146 251L148 250L150 252V254L151 253H154V254H151V255L149 254L150 255L149 256L148 255L149 252L148 251L146 252ZM214 250L216 251V253H215ZM227 250H229V252ZM11 251L14 253V255H11V254H13V253H11ZM22 251H23V254H22ZM78 251H80V252H78ZM168 251L171 253L170 255H169ZM185 251H187V252H185ZM100 252H102V253H100ZM5 253H6V256L4 257ZM103 253H104V256L102 255ZM195 253L198 254L197 257L199 259H196V254ZM259 253H260V257H259ZM19 254L20 255L22 254L23 256H20ZM110 254H111V256H110ZM118 254H119V256H118ZM212 254H214V255H212ZM15 255H17V256H15ZM101 256H103V257L101 258ZM257 257H259V258H257ZM123 259H125V260H123ZM1 260H2V263H1ZM89 260H90V262H89ZM162 260H164V261H162ZM169 260L171 261V263H170ZM174 260H176L177 262H175ZM38 261L40 263H38ZM25 262H27V263H25ZM77 264H79L78 261H77Z\"/></svg>",
  "mask_w": 264,
  "mask_h": 264
}]
</instances>
